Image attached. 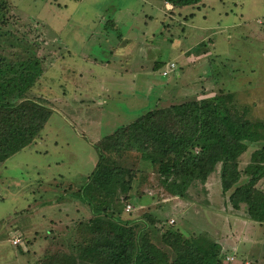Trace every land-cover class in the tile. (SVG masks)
<instances>
[{"label": "rangeland", "instance_id": "1", "mask_svg": "<svg viewBox=\"0 0 264 264\" xmlns=\"http://www.w3.org/2000/svg\"><path fill=\"white\" fill-rule=\"evenodd\" d=\"M8 1L0 54L40 57L26 98L51 112L34 142L0 162V264H44L57 250L74 252L75 222L91 210L72 193L94 168L95 144L147 110L229 91L246 117L264 119V0ZM166 63L175 69L163 74ZM255 148L240 155L237 184L247 180ZM124 160L137 174L127 198L111 186L114 216L155 214L160 224L150 240L170 256L161 241L168 229L212 238L220 264H264V224L249 219L244 204L232 209L231 189L221 193L214 174L189 197H174L154 166L134 152ZM256 186L264 192V176Z\"/></svg>", "mask_w": 264, "mask_h": 264}, {"label": "trees", "instance_id": "2", "mask_svg": "<svg viewBox=\"0 0 264 264\" xmlns=\"http://www.w3.org/2000/svg\"><path fill=\"white\" fill-rule=\"evenodd\" d=\"M164 1L182 7L203 0ZM10 11L9 1L0 0V33L5 31L2 28L10 30ZM26 42L36 44V40ZM40 62L37 55L10 60L0 54V162L34 142L50 115L42 102L26 98L40 74ZM167 67L169 63L163 70ZM174 69L175 64L168 72ZM247 110L236 104L233 92L223 91L149 109L101 137L95 144L93 170L72 193L89 206L91 215L75 222L74 252L57 250L44 264H220V246L206 234L187 238L168 229L161 238L172 252L166 254L150 240L149 231L159 229L156 215L128 221L114 216L117 195L110 188L117 184L120 193L129 197L137 171L124 158L134 152L155 167L169 195L189 197L190 187L204 185L214 174L221 193L231 189L226 201L232 209L244 204L246 216L264 224V192L256 186L264 176V119L246 117ZM250 145L256 148L243 170L247 180L237 184L242 175L239 157Z\"/></svg>", "mask_w": 264, "mask_h": 264}, {"label": "built area", "instance_id": "3", "mask_svg": "<svg viewBox=\"0 0 264 264\" xmlns=\"http://www.w3.org/2000/svg\"><path fill=\"white\" fill-rule=\"evenodd\" d=\"M173 67H174V63H170L169 67H167L165 70H163L162 73L163 74L167 73L168 69H172ZM130 207H131L130 204H126L125 205V211H129ZM171 222H172V220H171ZM20 239H21L20 237L13 239V243L17 244L20 241Z\"/></svg>", "mask_w": 264, "mask_h": 264}, {"label": "crops", "instance_id": "4", "mask_svg": "<svg viewBox=\"0 0 264 264\" xmlns=\"http://www.w3.org/2000/svg\"><path fill=\"white\" fill-rule=\"evenodd\" d=\"M218 181H219V179H218Z\"/></svg>", "mask_w": 264, "mask_h": 264}]
</instances>
